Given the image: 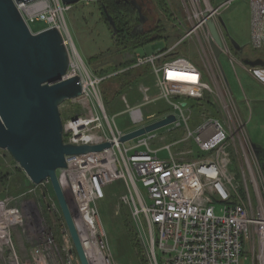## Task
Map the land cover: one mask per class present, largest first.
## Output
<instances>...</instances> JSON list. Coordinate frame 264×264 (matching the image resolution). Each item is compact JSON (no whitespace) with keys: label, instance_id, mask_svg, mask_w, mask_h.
<instances>
[{"label":"built area","instance_id":"obj_1","mask_svg":"<svg viewBox=\"0 0 264 264\" xmlns=\"http://www.w3.org/2000/svg\"><path fill=\"white\" fill-rule=\"evenodd\" d=\"M234 1L214 6L211 0H182L187 16L181 26L184 35L167 50L136 55L135 64L126 69L148 68L159 91L155 96L152 87L142 83V99L134 106L122 97L134 125L154 118L144 109L160 101L172 108L161 119L172 114L176 117L169 125L170 133L185 124L181 141L166 144V136L152 132L135 139L131 146L121 142L125 133L108 116L100 90L104 78L93 75L76 49L66 19L72 6L61 0L16 3L29 28L44 22L45 29L61 32L71 55L68 75L81 78L83 94L72 104L84 112L63 120L64 142L111 144L100 152L67 156V166L57 172L88 264H117L98 207L106 198V188L116 182L124 184L120 204L129 210L147 264H264V167L223 67L215 59L208 26L209 19L216 22L222 54L236 67L219 22L221 11ZM248 1L252 45L260 50L264 46V0ZM176 21L178 25L184 22L179 15ZM239 63L264 86V66ZM187 98L196 103L190 107ZM182 103H187L186 107ZM196 109H202L200 117L205 123L193 132L189 120ZM215 112L220 120L209 119ZM191 141L197 152L187 145ZM159 142L164 146L155 148ZM180 143L184 148L173 152ZM163 151H168L167 159L159 157ZM234 160L241 169V181L230 171ZM50 190L53 187L48 179L26 194L0 200V264H82L60 204L49 196Z\"/></svg>","mask_w":264,"mask_h":264},{"label":"water","instance_id":"obj_2","mask_svg":"<svg viewBox=\"0 0 264 264\" xmlns=\"http://www.w3.org/2000/svg\"><path fill=\"white\" fill-rule=\"evenodd\" d=\"M21 1L0 0V149L9 153L34 185L50 179L80 261L88 264L57 172L67 166V156L100 152L110 148L111 144L77 146L64 142L61 107L83 94L81 78L68 75L71 55L61 32L57 28H49L33 33L16 6ZM61 1L75 6L84 0ZM103 10L115 40L118 35L115 21L105 7ZM219 22L224 28L221 17ZM208 26L215 59L221 64L223 42L217 24L209 19ZM231 45L235 51H243V47L233 39ZM243 63L253 67L264 66L261 59H244ZM186 105L182 103L183 107ZM175 121V115H168L125 134L121 142L133 141ZM253 148L260 157L258 147L253 144Z\"/></svg>","mask_w":264,"mask_h":264},{"label":"rangeland","instance_id":"obj_3","mask_svg":"<svg viewBox=\"0 0 264 264\" xmlns=\"http://www.w3.org/2000/svg\"><path fill=\"white\" fill-rule=\"evenodd\" d=\"M211 1L214 6H219L225 0ZM168 2H170V6L173 7L176 2V5L181 7L179 10L180 12H176L175 10L172 11L174 15L168 19L164 17L158 9L156 14L149 13L147 15L151 19L149 21L150 23H153L158 16H161L163 21L168 23V34L171 35V40L164 38L150 42L145 46L137 48L131 54H127L125 60L135 59L138 54L149 56L167 50L176 43L180 36L182 37L184 35L181 26L186 24L187 16L182 8V0H168ZM177 15L181 17V21L184 20L182 24L178 25V21H176ZM220 17L225 23L223 29L232 50V54L237 60L236 67H234L229 56L222 54L220 56L221 65L240 114L247 122L248 135L252 144L258 147L261 152L260 158H262L264 156V86L249 75L239 62H243L244 59H264V46L262 49L256 50L252 45V9L248 0H235L228 8L221 11ZM66 19L77 51L93 75L97 76L95 72L96 67L90 63V58L101 53H106L109 49L114 48L112 32L109 31L107 25L103 23L98 6L94 5L92 2H81L78 5L72 6L71 10L66 12ZM46 27L47 25L44 22H36L30 25L31 31L35 33L42 31ZM231 39L235 40L244 48L242 54H239L233 49ZM186 47H183V49L185 50ZM99 68L100 67H97V69ZM146 72V70L141 69V79L126 89L122 95L107 99L105 102L109 118L114 120L118 128L125 134L137 130L144 125L154 123L168 112L172 111V108L170 109V106L165 101H160L156 105L144 109L145 111H149L147 116L154 115V118L147 119L145 123L141 125H134L132 123L130 114L127 112V105L123 102L122 97L126 96L128 98L130 106L138 104L142 99V94L140 92L142 83L149 84L152 87L153 95L157 96L159 93V91L154 88L152 76ZM186 100L190 107L196 103V100L191 98H187ZM174 102H179V99H174ZM165 110L167 111L163 112ZM81 111L84 112L81 106L72 104V101L66 102L61 107L63 120L71 118L75 113H80ZM202 112V109H196L192 118L189 120V126L193 132L196 131L198 125H203L205 123L204 119L200 117L202 116ZM210 117L209 119H221L217 112L213 113ZM184 127L185 124H183L182 128L173 133L169 132L172 126L161 128L155 132L158 136H166L168 140L165 143L171 144L175 141L182 140L184 137ZM134 142H136V140L127 142L126 145L131 146ZM165 143L159 142L154 145V147L161 148ZM187 145L192 147L195 152L198 151L193 141L188 142ZM184 146L185 144L180 143V145L173 147L172 151L175 152L179 148H184ZM159 157L167 159L169 157L168 151L160 152ZM0 169L4 172H9L11 175L5 194L0 196V200L26 194L31 189L37 187L29 180L24 170L15 163L9 153L2 149H0ZM230 171L237 174L238 180L241 181V169L236 160H234V164L231 165ZM140 188L145 192L142 186H140ZM124 191V184L122 182H116L106 188V198L98 203L101 221L107 233L109 245L117 264H143V259L144 264H147L146 250L136 233L129 210L120 204V196ZM49 196L52 197L53 200L58 201L54 190L51 191ZM132 243L138 246L141 254L133 250ZM19 246L22 251L21 255L26 260L27 257L22 248L23 243L20 242ZM244 264H249V262H245Z\"/></svg>","mask_w":264,"mask_h":264},{"label":"trees","instance_id":"obj_4","mask_svg":"<svg viewBox=\"0 0 264 264\" xmlns=\"http://www.w3.org/2000/svg\"><path fill=\"white\" fill-rule=\"evenodd\" d=\"M153 2L156 3V12L158 9L167 19L173 16L174 13L172 11L175 10L176 12H180L179 10L181 7L176 5V2L174 7L170 6L168 0H153ZM103 3L106 5L110 15L113 16L112 18L118 29V35L115 40L113 39L114 48L109 49L106 53H101L90 58V63L96 67L95 72L97 76L104 78L100 84V90L105 105L107 99L122 95L126 89L141 79V69H144L147 71L146 73H149L148 68L126 70L135 64V59L125 60V56L150 42L164 38L171 40V35L168 34V23L163 21L161 16L157 17L155 21L156 23L150 31L136 36L132 35L131 32L139 23L138 13L135 6L117 0H103ZM105 24L107 25L108 30L111 31L112 29L106 19ZM97 67L100 68L97 69ZM166 111L167 110L163 112ZM259 159L262 165H264V156L262 158L259 157ZM10 177L11 175L9 172H4L0 169V196L5 194L10 182ZM132 247L134 251L136 250L138 254H141L136 244L132 243Z\"/></svg>","mask_w":264,"mask_h":264},{"label":"flooded vegetation","instance_id":"obj_5","mask_svg":"<svg viewBox=\"0 0 264 264\" xmlns=\"http://www.w3.org/2000/svg\"><path fill=\"white\" fill-rule=\"evenodd\" d=\"M117 1H123L125 3H130L133 6H135L137 10L139 23L131 32L132 35L136 36V35L144 34L153 28V25L156 23L155 22L156 20L153 23H150L149 21L151 19L147 15L149 13L156 14V3H154L153 0H117ZM83 2L85 3L92 2L94 5L98 6L99 13L101 15V19L103 23H105V19L107 21L106 15L104 14V10H103L104 7L106 8V5L103 3V0H85ZM111 32H113V30H111ZM243 52H244V48L242 52H238V53L242 54Z\"/></svg>","mask_w":264,"mask_h":264},{"label":"bare ground","instance_id":"obj_6","mask_svg":"<svg viewBox=\"0 0 264 264\" xmlns=\"http://www.w3.org/2000/svg\"><path fill=\"white\" fill-rule=\"evenodd\" d=\"M110 14V13H109ZM113 17V16H112Z\"/></svg>","mask_w":264,"mask_h":264}]
</instances>
